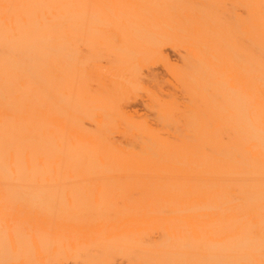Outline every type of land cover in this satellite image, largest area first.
<instances>
[{"label": "bare ground", "instance_id": "bare-ground-1", "mask_svg": "<svg viewBox=\"0 0 264 264\" xmlns=\"http://www.w3.org/2000/svg\"><path fill=\"white\" fill-rule=\"evenodd\" d=\"M0 264H264V0H0Z\"/></svg>", "mask_w": 264, "mask_h": 264}]
</instances>
